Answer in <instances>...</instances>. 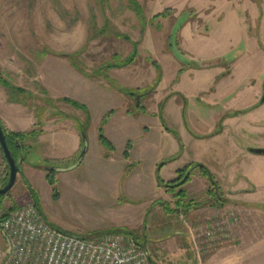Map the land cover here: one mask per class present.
<instances>
[{"label": "rangeland", "instance_id": "1", "mask_svg": "<svg viewBox=\"0 0 264 264\" xmlns=\"http://www.w3.org/2000/svg\"><path fill=\"white\" fill-rule=\"evenodd\" d=\"M260 2L0 0L2 126L6 132H15L4 124L3 116L7 113L4 100L17 105V108H31L39 123L46 108H56L55 100L45 87V80L40 79L38 74L46 57L62 58L71 63L75 61L77 66L72 65L80 72L105 83L110 82L124 91V83L116 79L115 82L110 76H118L115 70L121 69L120 72L125 71L127 75L126 80L136 79V82L141 83L130 96V108L145 109L142 139L138 140L139 143L151 139L155 147L151 148L150 154L163 155L164 158L173 153L174 143L179 149L174 135L167 133L163 136L159 132L158 118L154 113L160 108V118L186 144L183 158L173 165L174 168H184L199 155L200 150L190 129L197 134L207 131V128H200L196 119H193L197 115L194 112L196 108H204V95L201 93L210 88L220 87L221 91H225L232 87L235 92L228 105L239 107L248 106L258 88L264 87V53L258 46V41L264 42V27L258 29L261 24ZM136 44L139 54L135 62L99 72L104 64L128 59ZM153 63L159 64L160 70ZM159 73H162V77L156 86ZM260 99L257 96L254 102L259 103ZM57 103L59 108H71V103L64 99ZM182 108L190 109L188 122ZM259 108H264V104ZM36 138L24 141L25 152L29 140ZM199 171L198 168L194 170L197 173ZM57 173V196L54 195V187L44 177L35 181L30 179V184L40 197L46 220L56 228L60 226L70 229L71 225L85 224L96 219L99 215L97 210L77 198L85 195V192L75 188L84 183L83 171H75L73 175L68 173L69 177H58ZM9 174V165L0 152V187L6 185ZM222 196L227 199V192H222ZM244 196L243 193L231 196L236 203L232 206L234 211H228L234 214V223L216 226V229H221L215 239L206 241L205 238L203 241V234L197 233L192 251L189 250L188 236H174V231L182 228L180 223L185 224L182 225L183 232L185 229L188 231L187 218L182 222L176 218V223L170 226L172 230L166 226L158 230L150 229L147 221V230L140 226L131 231L141 235L140 242L146 245L150 256L155 254L153 245L165 241L160 247L170 254L169 264H189L186 259L191 255L190 259H196L195 264H264V192L247 198V201ZM197 201H200V197H197ZM0 202V216L35 205L21 174L13 189L8 194L0 195ZM229 215L226 211V216ZM204 235L210 236L208 233ZM7 250L6 239L0 230V264H7ZM174 253L179 254V258L174 257Z\"/></svg>", "mask_w": 264, "mask_h": 264}, {"label": "crops", "instance_id": "2", "mask_svg": "<svg viewBox=\"0 0 264 264\" xmlns=\"http://www.w3.org/2000/svg\"><path fill=\"white\" fill-rule=\"evenodd\" d=\"M260 1L261 24L258 29L264 27V0ZM260 41L258 46L264 53V42ZM115 71H118L119 77L110 75L113 81L116 79L123 82L126 89L140 87L138 84L141 83L136 82V79L126 80L125 71ZM38 74L40 79L45 80V87L56 106L46 108L40 123L31 108H17V105L9 104L8 100L3 101L7 107L4 108L7 113L3 116L7 128L25 132L39 126L42 130L36 139L29 140L25 160L21 165L24 182L30 184V179L35 181L42 177L47 180V172L54 165L64 169L58 171V177H67L68 173L73 175L75 171L81 170L84 173V183L75 188L85 192V195L77 198L87 202L99 214L96 219L85 224L71 225L70 229L58 226L60 230L94 238L118 228L134 231L143 226L147 230V221L150 229L158 230L175 224L176 218L181 222L187 218L188 231L185 229V233L183 232L184 222L180 223L181 229L173 231L174 236H177L175 238L188 236L189 250L192 251L197 233L203 234V241L205 238L206 241L215 239L221 229H216V226L234 223L235 216L228 211H234L232 206L236 201L232 195L243 193L247 201V198L264 192V154L253 152V149H264V108H259L264 104V87L258 88L248 106L239 107L228 105L235 92L232 87L225 91H221L220 87L210 88L201 93L204 95V108H196L194 112L197 115L193 119H196L200 128H207V131L197 134L190 129L195 143L200 147L199 155L190 162L202 163L210 169L221 192H227L228 201L226 204L210 201L209 178L201 171L193 172L183 186L187 194L185 200L205 204L192 206L189 211L178 209L176 212H168L166 207L172 210L183 202H179L175 196L176 191H168L161 186L159 179L168 182L178 177V170L182 168H174L173 165L183 158L186 144L182 137L179 140L166 123L164 125L163 118L159 116L160 108L154 113L158 118L159 132L163 136L167 133L174 135L179 143V149L174 143L173 153L165 158L163 155L150 154L151 148L155 147L151 139L147 138L139 143L143 133L144 109L130 108L131 98L125 90L121 91L110 82L105 83L99 78L88 76L69 60L57 57H46ZM257 96L261 97L259 103L254 102ZM62 99H69L76 104H71V108H59L57 102ZM223 105L226 108H216ZM181 111H184V118L188 122L190 109L182 108ZM100 130L113 144L112 150L101 143ZM146 130L149 128L146 127ZM85 145L86 153L76 165ZM197 197H200V201H197ZM226 211L229 216H226ZM204 228L207 230H203ZM207 233L210 236L204 235ZM135 235L140 242L141 235ZM164 242L153 245L155 254H150L154 264H169L171 261H168L170 254L160 247ZM140 243L146 248L145 244ZM179 247H183V244ZM178 256L179 254L174 253V257L179 258ZM190 257L192 255L186 261L195 264L196 259Z\"/></svg>", "mask_w": 264, "mask_h": 264}, {"label": "built area", "instance_id": "3", "mask_svg": "<svg viewBox=\"0 0 264 264\" xmlns=\"http://www.w3.org/2000/svg\"><path fill=\"white\" fill-rule=\"evenodd\" d=\"M0 230L8 240L7 264H154L135 236L74 237L49 223L34 204L11 211Z\"/></svg>", "mask_w": 264, "mask_h": 264}, {"label": "trees", "instance_id": "4", "mask_svg": "<svg viewBox=\"0 0 264 264\" xmlns=\"http://www.w3.org/2000/svg\"><path fill=\"white\" fill-rule=\"evenodd\" d=\"M138 54H139L138 44H136L133 53L129 56L128 59H125L124 61L123 60L122 61L117 60L114 64H104V66H101L99 68L100 69L99 72L103 73V72H105L106 69L108 70L112 67H123L124 65H126L128 63L135 62ZM73 59H75V58H73ZM72 63L77 66L75 61L74 62L72 61ZM153 64L157 69L160 70L159 64H157V63H153ZM87 75H89V74H87ZM161 77H162V73H159V76L157 77V80L155 82L156 86L158 85L159 81L161 80ZM125 91L129 96H132L134 94V91L131 89H125ZM64 101H69L71 104H74V105L76 104L69 99H65ZM163 123L165 125L164 121H163ZM3 129H4V127H3ZM167 129H169V128H167ZM4 131L6 134V140H7V144L9 146V149L11 150V153H12L13 157L15 158V160L18 164L21 162L23 163V161L25 160L24 141L28 138H36L42 132V130L39 128V126L37 128H34L31 131H28V132H6L5 129H4ZM175 135H177V134L175 133ZM177 137L181 141V138L179 137V135H177ZM99 138H100L101 143L104 146H106V148H108L109 150H112L114 148L113 144L107 139V137L104 135L102 130H100ZM0 152L3 153L1 145H0ZM3 156H4V153H3ZM4 158H5V156H4ZM197 168L201 171V173L203 175L207 176L210 180V186H209V191H208L210 201H214V202H217L219 204H221V203L225 204L228 201L227 199L223 198L221 188H220L218 182L216 181L215 177L211 173L210 169L202 163H191V164L185 166L184 168L178 170V177L176 179H174L172 181H168V182H165V181L159 179V184L161 186L165 187L168 191H176L175 196L178 198L179 202H183L180 205L177 204L176 208H174L172 210H170L166 207L165 208L166 211L176 212L178 209H180L181 211H189L192 206L198 207V206H202L203 204H205L203 202L197 203V202H194L193 200H191V201L185 200L187 198V194H186V190L183 188V186L188 182V180L191 177V174ZM58 169H62V167H60L58 165H54L53 167L51 166L47 172V175H46L48 183L54 187V195L55 196L58 195L57 178H56V173L58 172ZM22 175H23V172H22ZM27 186L31 192V196L33 198V201H34L37 209L40 211V213L45 218V216L42 212V207H41L39 195L37 194V192L33 189V187L28 182H27ZM0 208H1V204H0ZM7 215L8 214H5L4 216H0V221L2 219H4ZM111 232H122L125 234H131V235L135 236L134 232H132L129 229H125V228L113 229Z\"/></svg>", "mask_w": 264, "mask_h": 264}, {"label": "water", "instance_id": "5", "mask_svg": "<svg viewBox=\"0 0 264 264\" xmlns=\"http://www.w3.org/2000/svg\"><path fill=\"white\" fill-rule=\"evenodd\" d=\"M262 101L264 102V97H263ZM0 145H1L4 156L7 160V163H8L9 168H10V174H9L8 182L6 183L5 186L0 187V195H4V194H8L14 188L19 174H22L23 171H22V166H21L22 162L18 164L16 162L15 158L13 157L11 150L9 149V146H8L7 140H6V134H5V131L3 129L1 121H0ZM86 149H87V147L85 145L84 150L82 152V155L80 156L76 165H78L82 161V159L86 153ZM253 152H255L256 154H264V149H253ZM62 170H64V169H58V171H62ZM62 232L65 234H68L65 231H62ZM70 235H72L74 237H78V238H87V237L76 235V234H70ZM6 241H8V240L6 239ZM9 252L10 251L8 249L7 253L9 254Z\"/></svg>", "mask_w": 264, "mask_h": 264}]
</instances>
